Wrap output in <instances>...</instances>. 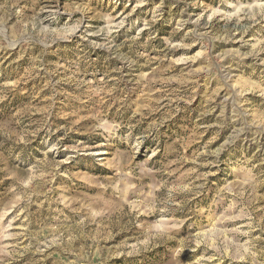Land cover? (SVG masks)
I'll return each mask as SVG.
<instances>
[{
	"label": "clouds",
	"instance_id": "9594fccd",
	"mask_svg": "<svg viewBox=\"0 0 264 264\" xmlns=\"http://www.w3.org/2000/svg\"><path fill=\"white\" fill-rule=\"evenodd\" d=\"M121 4L0 0V264H264V0Z\"/></svg>",
	"mask_w": 264,
	"mask_h": 264
},
{
	"label": "rangeland",
	"instance_id": "374dc122",
	"mask_svg": "<svg viewBox=\"0 0 264 264\" xmlns=\"http://www.w3.org/2000/svg\"><path fill=\"white\" fill-rule=\"evenodd\" d=\"M62 2H67V0H62ZM78 2H85V0H78ZM123 2H127V0H122L121 8L123 7ZM206 2H211V0H206ZM132 3H135V0H132ZM106 0L105 3H99L98 0H92V7L96 8L97 11H103L106 8ZM150 5H145L143 9H137V14L139 15H144L147 11ZM157 31L160 36L167 35L168 32V26L164 23H161L156 26ZM194 54V53H191ZM59 63L63 64V61H58ZM30 68V65L27 63H22V65L16 69L15 71L5 68L2 70V74H0V90H2L6 85L11 87L15 85V87L20 89V92L17 93L14 97L11 98L10 102L5 101L4 105V114H0V119L6 118V115L10 114L12 111H15L16 109L26 106L29 103L30 97L24 94V89L25 88H30L33 86V81L32 80H25L23 84H21V80L23 77H25L26 73L28 72ZM139 95V93H137ZM40 107H43L44 105H38ZM183 123V122H180ZM191 135V133H189ZM74 136L78 137V134H74ZM34 146L35 147H40L38 141H34ZM187 171V169H185ZM3 178V177H0ZM10 186V181L8 179H3V183L0 184V207H2L3 203L7 202L8 194H7V188ZM171 187V185L169 186ZM88 195H95V193H88ZM222 211V210H221ZM219 212H217V216H219ZM10 218V217H9ZM205 223H207V220L205 219ZM225 223L229 227H235L236 222H231V221H225ZM51 227H54L55 225H50ZM22 227V225L19 222H16V228L19 229ZM210 227V225H209ZM125 235L119 236L114 243L115 244H120L124 239ZM11 242V241H9ZM242 242V241H241ZM3 241L0 240V247H2ZM129 243H132V241H129ZM26 264V262H25ZM112 264H139L136 258L134 257H119L117 259H114ZM225 264H229V261L226 260ZM231 264H244L243 261L235 260L231 261Z\"/></svg>",
	"mask_w": 264,
	"mask_h": 264
}]
</instances>
